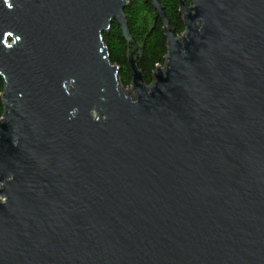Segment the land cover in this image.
Here are the masks:
<instances>
[{
	"label": "water",
	"instance_id": "obj_1",
	"mask_svg": "<svg viewBox=\"0 0 264 264\" xmlns=\"http://www.w3.org/2000/svg\"><path fill=\"white\" fill-rule=\"evenodd\" d=\"M126 0H0V264H264V0H181L131 98Z\"/></svg>",
	"mask_w": 264,
	"mask_h": 264
},
{
	"label": "trees",
	"instance_id": "obj_2",
	"mask_svg": "<svg viewBox=\"0 0 264 264\" xmlns=\"http://www.w3.org/2000/svg\"><path fill=\"white\" fill-rule=\"evenodd\" d=\"M128 6L124 15L133 42L124 39L117 21L111 23L108 32L103 34V42L108 50L111 63L119 68L118 79L121 88L132 87L133 72L130 59L135 62L143 82L149 87L154 83L158 67H165L168 56V42L165 23L153 8V0H126ZM189 7L192 0H183ZM168 24L177 37L185 32L181 0H159ZM4 81L0 78V120L4 117Z\"/></svg>",
	"mask_w": 264,
	"mask_h": 264
},
{
	"label": "rangeland",
	"instance_id": "obj_3",
	"mask_svg": "<svg viewBox=\"0 0 264 264\" xmlns=\"http://www.w3.org/2000/svg\"><path fill=\"white\" fill-rule=\"evenodd\" d=\"M121 91L125 94L129 96V91L132 92L131 98L134 99L136 97V93L135 90L132 89V87L128 88V89H123L121 88Z\"/></svg>",
	"mask_w": 264,
	"mask_h": 264
}]
</instances>
